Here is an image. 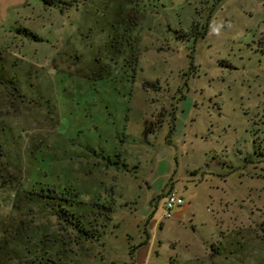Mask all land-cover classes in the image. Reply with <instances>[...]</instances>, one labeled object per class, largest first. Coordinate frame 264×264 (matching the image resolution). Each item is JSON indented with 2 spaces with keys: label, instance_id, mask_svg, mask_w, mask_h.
Here are the masks:
<instances>
[{
  "label": "rangeland",
  "instance_id": "rangeland-1",
  "mask_svg": "<svg viewBox=\"0 0 264 264\" xmlns=\"http://www.w3.org/2000/svg\"><path fill=\"white\" fill-rule=\"evenodd\" d=\"M0 264H264V0H0Z\"/></svg>",
  "mask_w": 264,
  "mask_h": 264
},
{
  "label": "trees",
  "instance_id": "trees-1",
  "mask_svg": "<svg viewBox=\"0 0 264 264\" xmlns=\"http://www.w3.org/2000/svg\"><path fill=\"white\" fill-rule=\"evenodd\" d=\"M70 194L73 196V197H77L78 196V194H77V192L76 191H73V192H70ZM60 196V197H59ZM59 197V198H58ZM61 197H62V194H58L56 191H54V193L51 195V198H53V199H55V198H58V199H61ZM61 204V203H60ZM109 209L110 208H108V215H107V219H109ZM63 213H65L66 214V217L64 218L67 222H70L73 218H76V220L78 221V222H81V220H82V216H80V215H76V214H74L73 212H71V211H68L67 209H64L63 208ZM83 227H81L80 229H82ZM87 231V230H86ZM85 231V232H86ZM86 235H87V237H93V236H98V235H100V231H99V229L97 228V227H94L93 228V231H87L86 233H85Z\"/></svg>",
  "mask_w": 264,
  "mask_h": 264
},
{
  "label": "built area",
  "instance_id": "built-area-1",
  "mask_svg": "<svg viewBox=\"0 0 264 264\" xmlns=\"http://www.w3.org/2000/svg\"><path fill=\"white\" fill-rule=\"evenodd\" d=\"M184 205L183 198L176 195L174 191L169 190L166 194V199L164 200L165 215L170 217L172 215L171 210L179 206Z\"/></svg>",
  "mask_w": 264,
  "mask_h": 264
},
{
  "label": "crops",
  "instance_id": "crops-1",
  "mask_svg": "<svg viewBox=\"0 0 264 264\" xmlns=\"http://www.w3.org/2000/svg\"><path fill=\"white\" fill-rule=\"evenodd\" d=\"M174 118H176V115H174ZM186 209V205L179 206L174 209V216L181 215Z\"/></svg>",
  "mask_w": 264,
  "mask_h": 264
}]
</instances>
